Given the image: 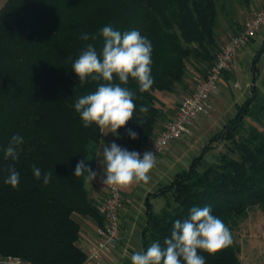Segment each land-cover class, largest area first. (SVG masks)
Wrapping results in <instances>:
<instances>
[{
  "label": "trees",
  "instance_id": "trees-1",
  "mask_svg": "<svg viewBox=\"0 0 264 264\" xmlns=\"http://www.w3.org/2000/svg\"><path fill=\"white\" fill-rule=\"evenodd\" d=\"M216 0H6L0 7V254L22 258L29 264H82L85 254L77 244V216L90 217L103 226V218L90 196L84 176H74L76 164L84 161L94 170L101 138L96 124L84 127L75 111L76 99L97 90L104 81L91 79L84 85L72 64L88 44L102 53L104 38L83 40L82 34H97L104 26L114 30L136 29L152 45L151 74L154 83L136 94L133 119L118 129L113 142L127 149L138 148L155 133L161 116L155 91L171 92L187 76V62H215L218 49L215 24ZM264 53V41L253 58L256 66ZM205 76V75H204ZM119 83L118 79L115 80ZM147 106L146 114L139 111ZM264 111L256 85L237 105L235 114L194 156L188 167L152 195L165 198L158 212L147 209L142 230L143 251L153 242L164 246L174 222L188 218L192 207L210 206L212 214L230 229L252 207L264 208V128L250 125ZM127 129L138 134L133 140ZM21 135L18 159H5L13 135ZM226 151L205 162L213 144ZM92 158L91 160H88ZM41 170L33 175L32 165ZM20 173L19 185L4 181L8 169ZM51 172L50 182L43 174ZM148 206V201H146ZM199 251V250H198ZM240 247L232 243L216 254L199 251L205 264H240Z\"/></svg>",
  "mask_w": 264,
  "mask_h": 264
},
{
  "label": "clouds",
  "instance_id": "clouds-1",
  "mask_svg": "<svg viewBox=\"0 0 264 264\" xmlns=\"http://www.w3.org/2000/svg\"><path fill=\"white\" fill-rule=\"evenodd\" d=\"M104 38L102 53L98 54L93 44H88L72 64V70L79 78V84L84 85L89 79L104 81L97 90L76 99L75 111L79 114L84 127L96 124L102 131L118 136V129L125 127L136 109L134 100L136 94L126 86L129 78L133 79L140 93L151 89L154 79L151 74V41L136 30L118 31L107 25L92 36L82 34L83 40H95L97 36ZM118 79L119 83L115 80ZM139 111L146 114L147 106H141ZM133 140L138 134L127 129ZM24 143L21 135H13L5 149V159H18V147ZM99 153L103 167V185L123 188L134 183L147 184L151 177L149 173L156 166V156L151 151L141 153L129 151L115 142L102 146ZM89 158L88 160H91ZM35 178H41V170L32 165ZM9 175L5 183L13 188L18 187L20 173L14 168L8 169ZM51 172L43 174V183L47 185ZM98 173L86 166L82 160L76 164L74 176H84L89 183ZM233 243L230 229L218 217L212 214L210 206L192 207L187 219L176 220L171 237L166 238L164 246L153 242L146 251H135L130 259L131 264H205V259L199 251L216 254ZM199 250V251H198Z\"/></svg>",
  "mask_w": 264,
  "mask_h": 264
},
{
  "label": "crops",
  "instance_id": "crops-1",
  "mask_svg": "<svg viewBox=\"0 0 264 264\" xmlns=\"http://www.w3.org/2000/svg\"><path fill=\"white\" fill-rule=\"evenodd\" d=\"M242 27L243 25L241 27L236 26L234 30H229L228 33H225L221 37V41H219L220 45L227 42L226 40L231 35L239 32ZM261 35L262 33H259L249 46L240 50L233 59L231 69L221 74L218 91L211 95L208 111L197 117L189 126L188 132L184 134L183 138L173 142L165 152L156 157V166L149 173L151 177L150 181L147 184L142 182L134 183L128 187L120 188L124 200L120 211V233L115 248L103 253L98 261L85 260L82 264H131V255L135 251L143 250L142 230L147 222V209L150 207L153 212H158L165 203L163 196L152 194L157 192L163 185L168 184L178 171L188 167L190 160L200 152L209 138L220 130L222 125L235 114L237 105L250 96L252 86H257V80L253 83L252 79V65L254 55L264 41V38H262V42L259 44ZM259 61L256 64L257 67L259 66ZM190 70L191 73L187 74L183 83L176 84L173 91L154 92L157 97L156 106L162 112L156 121L154 135L164 129L166 122L175 114L181 99L192 92L195 80L198 81L205 75L199 74L193 68ZM158 95H162V97L160 98ZM213 119L219 124L215 127V132L212 135L210 134L205 144L196 153L192 154L188 159H183L184 164H181L182 162H180L179 158L184 154L186 142L188 143L194 137H199L203 132L202 127L209 120ZM102 151L97 149L95 156L93 171L98 173L97 177L91 183L87 181L85 183L90 196L95 202L105 194L107 187L102 183L103 167L100 163L102 157L98 156ZM146 201H148V206ZM77 217L80 224V234L77 244L81 248L85 243L92 240L97 228L100 226L90 217Z\"/></svg>",
  "mask_w": 264,
  "mask_h": 264
},
{
  "label": "built area",
  "instance_id": "built-area-1",
  "mask_svg": "<svg viewBox=\"0 0 264 264\" xmlns=\"http://www.w3.org/2000/svg\"><path fill=\"white\" fill-rule=\"evenodd\" d=\"M263 28L264 3L257 12L245 20L242 29L222 46L215 62L208 68L205 76L197 81L192 92L181 99L175 114L166 122L164 129L138 148L128 150L141 153V158L145 151H151L157 157L188 132L189 126L197 117L210 108V97L218 91L221 74L231 69L235 55ZM123 200L120 188L107 186L105 194L96 202V208L103 218V226L97 228L92 240L81 247L86 260L98 261L103 253L115 248L120 233ZM0 264L29 263L18 256L0 254Z\"/></svg>",
  "mask_w": 264,
  "mask_h": 264
},
{
  "label": "rangeland",
  "instance_id": "rangeland-1",
  "mask_svg": "<svg viewBox=\"0 0 264 264\" xmlns=\"http://www.w3.org/2000/svg\"><path fill=\"white\" fill-rule=\"evenodd\" d=\"M6 0H0V7ZM264 3V0H216L217 18L215 24V32L218 35L217 43L218 49L215 52L217 54L224 44L219 43L221 37L228 33L229 30H234L235 27H241L244 25L245 20L253 13L258 11ZM259 33H262L264 38V28L260 30L254 38H252L248 44L249 46ZM236 34V33H235ZM232 36V35H231ZM230 36V37H231ZM227 41V40H226ZM244 47V48H245ZM243 48V49H244ZM242 50V49H241ZM259 75L257 78V86L259 89V97L264 102V55L261 56L259 61ZM187 73H191V68L195 69L199 74H206L209 66L205 62L193 60L187 62ZM197 83L195 80L194 84ZM162 94V93H161ZM160 98L162 95H158ZM209 113V112H208ZM255 117L245 118L243 133H247L248 127L253 125L258 129L264 128V111L261 113V117L258 121ZM219 125L215 120H209L208 123L202 127V133L199 137H194L188 143L185 144V151L183 156L179 158L181 164H184L183 159H188L192 154L196 153L199 148L205 144L207 139L215 131V127ZM107 129L101 130V138L98 144V150H103L102 146L109 145L115 138V134L109 132L107 135ZM184 136V135H183ZM183 136L181 138H183ZM179 138V139H181ZM178 139V140H179ZM177 141V140H176ZM226 148L223 143L213 144L212 151H210L205 159V162L214 161L220 152H225ZM78 218V217H77ZM264 208L252 207L247 211V215L238 220V225L232 231L233 243L240 247L239 259L240 264H264Z\"/></svg>",
  "mask_w": 264,
  "mask_h": 264
}]
</instances>
